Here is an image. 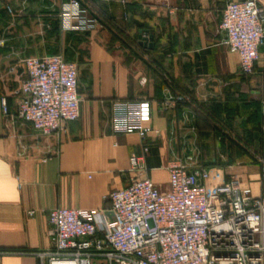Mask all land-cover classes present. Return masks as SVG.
<instances>
[{
	"label": "crops",
	"instance_id": "crops-1",
	"mask_svg": "<svg viewBox=\"0 0 264 264\" xmlns=\"http://www.w3.org/2000/svg\"><path fill=\"white\" fill-rule=\"evenodd\" d=\"M65 1L0 0V100L7 108L3 116L0 107V264H39L35 253L51 248L50 209L109 214L105 196L126 185L128 158L140 151V140L122 131L124 117L140 101L152 105L151 122L159 129L146 141L143 158L156 189H166L173 155L212 131L231 129L237 144L213 146L225 160L224 172L248 173L242 185L257 195L264 112L249 94L263 92L264 98V46L248 93L237 56L227 51L218 28L224 5L242 0H82L97 26L84 33L88 56L81 79L77 72L79 117L42 137L14 116L24 78L19 62L64 47L67 34L57 16ZM176 97L172 107L161 108ZM249 139L255 163L239 153Z\"/></svg>",
	"mask_w": 264,
	"mask_h": 264
},
{
	"label": "built area",
	"instance_id": "built-area-1",
	"mask_svg": "<svg viewBox=\"0 0 264 264\" xmlns=\"http://www.w3.org/2000/svg\"><path fill=\"white\" fill-rule=\"evenodd\" d=\"M61 32H91L97 21L79 0H66L58 13ZM223 44L238 59V74L250 77L264 46V8L258 0L228 2L218 26ZM14 116L42 137L58 134L79 117L77 69L59 54L20 60ZM180 98H167V109ZM264 105V100H259ZM1 113L7 108L0 100ZM151 107L140 101L124 117L123 132L141 142L125 171L126 185L105 196L103 210L53 208L47 212L51 248L35 253L39 264H264V159L259 193L237 175L210 184L206 167L192 157L166 164L167 187L159 191L145 176L148 139L159 135ZM29 215L33 211L28 212ZM1 254V253H0Z\"/></svg>",
	"mask_w": 264,
	"mask_h": 264
},
{
	"label": "rangeland",
	"instance_id": "rangeland-1",
	"mask_svg": "<svg viewBox=\"0 0 264 264\" xmlns=\"http://www.w3.org/2000/svg\"><path fill=\"white\" fill-rule=\"evenodd\" d=\"M260 5L264 8V0H258ZM67 34L66 37V44L64 47L59 50L57 47H52V51L50 54H59L62 56V58L67 61L71 62L76 66L77 72H78V79H81L85 73L86 69V59L88 56V49H87V41L86 38H84V33L88 32H64ZM54 44H52L53 46ZM251 77V76H250ZM250 77L243 78V88L246 89L249 93V90H253L254 85L252 82H250ZM258 93H250V101L251 102H257L258 105L261 107L262 112H264V105L260 104L259 100H264L262 98L263 92L261 94ZM246 100L245 98L243 99ZM244 107H247L249 103L245 101L243 104ZM257 130H259V126L257 124ZM228 131H218L215 132L212 131L210 134H208V138H201L200 141L195 140L193 142V146L191 147V150L186 151L182 154L173 155L172 157H178V158H185L187 156L192 157V162H194L196 165H201L203 167H206V169L209 171L210 174V184H220L228 180L231 176L230 174H226L223 170V162H225L224 159L220 157L222 155L220 150L215 149V144H222L230 146L231 144H237L239 140H237L234 136L236 135V132L234 130L228 129ZM252 139H249L248 142H244V147H239V153L241 155L246 154V160L255 163L256 158L252 155L251 152H257L256 148H252ZM242 144V143H241ZM196 146V147H195ZM238 146V145H236ZM246 146V147H245ZM261 150V149H260ZM259 150V151H260ZM246 152V153H245ZM245 153V154H244ZM260 156V155H259ZM171 157V158H172ZM228 157V155H227ZM245 157V156H244ZM260 157H262V160L264 159V154H262ZM260 166V165H259ZM248 173L238 172V177L240 178L242 182V177L246 176ZM94 264H101V263H94Z\"/></svg>",
	"mask_w": 264,
	"mask_h": 264
},
{
	"label": "trees",
	"instance_id": "trees-1",
	"mask_svg": "<svg viewBox=\"0 0 264 264\" xmlns=\"http://www.w3.org/2000/svg\"><path fill=\"white\" fill-rule=\"evenodd\" d=\"M82 4H83V2H82V0H79ZM58 28H59V25H58ZM107 29H109V27H106ZM54 31H56V29L54 28ZM241 77V76H240ZM242 79L243 78H245V77H241ZM253 103H255V104H258L257 102H253Z\"/></svg>",
	"mask_w": 264,
	"mask_h": 264
},
{
	"label": "water",
	"instance_id": "water-1",
	"mask_svg": "<svg viewBox=\"0 0 264 264\" xmlns=\"http://www.w3.org/2000/svg\"><path fill=\"white\" fill-rule=\"evenodd\" d=\"M140 39V36L138 37ZM142 45L143 47H146V44L143 42V44H140ZM111 214L109 213L108 216H110Z\"/></svg>",
	"mask_w": 264,
	"mask_h": 264
}]
</instances>
